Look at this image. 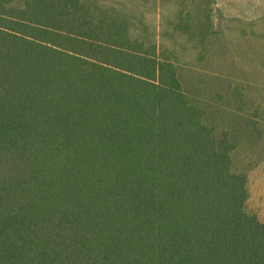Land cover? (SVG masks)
<instances>
[{"label":"trees","instance_id":"obj_1","mask_svg":"<svg viewBox=\"0 0 264 264\" xmlns=\"http://www.w3.org/2000/svg\"><path fill=\"white\" fill-rule=\"evenodd\" d=\"M95 8L0 0V264H264L227 132Z\"/></svg>","mask_w":264,"mask_h":264},{"label":"rangeland","instance_id":"obj_2","mask_svg":"<svg viewBox=\"0 0 264 264\" xmlns=\"http://www.w3.org/2000/svg\"><path fill=\"white\" fill-rule=\"evenodd\" d=\"M131 17L177 67L186 93L234 145L245 210L264 225V0H88ZM95 8V9H96Z\"/></svg>","mask_w":264,"mask_h":264}]
</instances>
